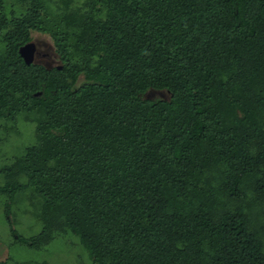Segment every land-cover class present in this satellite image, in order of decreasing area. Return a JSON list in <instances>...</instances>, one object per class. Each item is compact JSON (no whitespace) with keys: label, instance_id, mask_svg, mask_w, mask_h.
<instances>
[{"label":"trees","instance_id":"16d2710c","mask_svg":"<svg viewBox=\"0 0 264 264\" xmlns=\"http://www.w3.org/2000/svg\"><path fill=\"white\" fill-rule=\"evenodd\" d=\"M16 1L0 0V141L28 121L35 143L0 194L7 216L32 195L42 230L14 243L72 234L93 264H264V0ZM35 31L61 65L26 64Z\"/></svg>","mask_w":264,"mask_h":264},{"label":"rangeland","instance_id":"374dc122","mask_svg":"<svg viewBox=\"0 0 264 264\" xmlns=\"http://www.w3.org/2000/svg\"><path fill=\"white\" fill-rule=\"evenodd\" d=\"M83 1L74 0L77 5L82 4ZM56 5L63 6L64 4L61 0H56L54 6ZM20 7L21 4L16 0H9V12H18ZM32 42L37 47L35 63L43 64L47 68L62 64L50 35L35 31L32 33ZM143 98L168 100L170 95L166 91L149 90L143 95ZM4 124L1 123V125ZM18 128L20 132L11 131L9 138L0 141V169L11 165L13 158L23 154L27 146L35 143L34 124L21 121ZM3 135L0 133V137ZM5 176H0V186L8 182L9 178ZM9 198L7 193L0 194V264H93L87 251L82 246L73 243L74 235L72 234L53 240L51 244L41 248L15 244L12 229H16L20 235L30 238L40 233L42 225L33 216L35 213L31 214L30 212L33 206L31 204L35 201L32 195L28 196L24 202H11V214L7 216L6 208L7 202L10 201ZM35 208L37 211L39 210L38 207ZM9 219L12 220L13 225L9 223Z\"/></svg>","mask_w":264,"mask_h":264},{"label":"water","instance_id":"95a60500","mask_svg":"<svg viewBox=\"0 0 264 264\" xmlns=\"http://www.w3.org/2000/svg\"><path fill=\"white\" fill-rule=\"evenodd\" d=\"M36 51V44L34 42H30L25 46L21 47L20 55L24 59L26 64L30 65L35 61Z\"/></svg>","mask_w":264,"mask_h":264}]
</instances>
